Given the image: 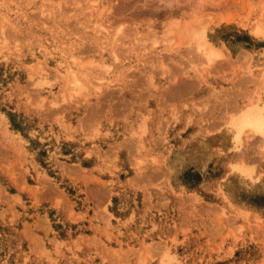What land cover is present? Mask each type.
<instances>
[{"label":"rangeland","instance_id":"rangeland-1","mask_svg":"<svg viewBox=\"0 0 264 264\" xmlns=\"http://www.w3.org/2000/svg\"><path fill=\"white\" fill-rule=\"evenodd\" d=\"M252 103L264 0H0V264H264Z\"/></svg>","mask_w":264,"mask_h":264},{"label":"bare ground","instance_id":"bare-ground-1","mask_svg":"<svg viewBox=\"0 0 264 264\" xmlns=\"http://www.w3.org/2000/svg\"><path fill=\"white\" fill-rule=\"evenodd\" d=\"M118 34H120V33H118ZM200 35H199V37H203L204 39L199 38L198 40L202 39L201 41H204V42L199 41L200 43L198 42V45H197L196 49L201 44V49H202V50L200 49L202 51V53H201L202 55L201 56L206 57L205 58V59H207L206 62H211L217 56H219L220 53L213 45H211L207 41L204 32L202 34L200 33ZM73 84L74 85H78L79 81L74 79L73 80ZM253 104L254 103H252V106L249 105L250 106L249 108L244 110L242 113L239 114V116H237L235 119H232L233 121H231L232 124H233V127H234V129L236 131V136L237 137H239L240 134L242 135V133L245 132L246 130L248 132L250 131V132L255 133V134H260V135L264 134V114L262 112L263 108L261 110V108L258 107V105H253Z\"/></svg>","mask_w":264,"mask_h":264}]
</instances>
